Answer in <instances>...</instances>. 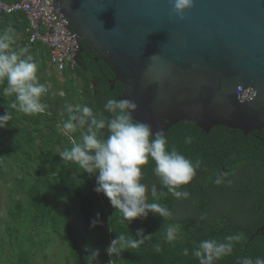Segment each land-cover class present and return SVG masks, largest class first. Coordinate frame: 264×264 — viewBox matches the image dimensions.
Here are the masks:
<instances>
[{
    "label": "trees",
    "instance_id": "obj_1",
    "mask_svg": "<svg viewBox=\"0 0 264 264\" xmlns=\"http://www.w3.org/2000/svg\"><path fill=\"white\" fill-rule=\"evenodd\" d=\"M9 25L16 30L13 49H28L26 54H30L37 64L40 83L46 86L50 82L51 89L64 92V99H60L50 95L51 90L46 86L47 92L41 97L45 111L26 115L12 107L14 95H3L5 85L0 84V115L7 111L11 115L7 127L0 128V179L7 172L11 173L12 189L24 197L16 202L11 201L10 211L23 210L30 215L31 210L41 212L33 225L46 228L51 224L54 233L67 246L75 264H198L191 252L200 240H223L225 236L237 232H243L244 240L235 245L231 256L216 264H238V260L244 256L264 258L260 248L255 245L245 247L249 234L254 232L252 228L264 217V205L259 206L256 200L262 201L261 183L253 181L251 173L246 172V177L243 174L250 160L264 161V129L244 135L236 130L214 126L205 134L191 123L180 122L167 130L170 147H176L193 162L201 161L197 175L188 185L182 186L191 193L190 200L175 199L166 190H163L165 194L159 201H153L149 196V202L168 206L175 222L181 225L178 240L168 244L163 240L164 229L172 221L165 222L158 214L150 212L147 218L124 222L122 214L111 206L109 200L102 193L94 191L95 176L85 172L77 163L62 160L59 156L66 148L72 147L68 134L61 136L56 130L58 124L68 118L66 105H87L94 114L108 116L103 106L108 98L120 99V84L110 90L111 72L103 62L94 61L96 54L86 50L89 47L83 42L80 44L85 50L79 53L80 58H77L73 68L63 72L64 82L42 76L41 73L48 66V51L40 43L29 42L30 32L23 14L0 15V30ZM84 131L77 129L69 135L80 143ZM189 139L190 142H187ZM212 146L216 149L213 150ZM222 159H231L232 162L223 165ZM153 167L151 161L143 166L142 182L149 186L156 184L160 190L158 179L152 172ZM221 172L232 181L231 186L214 184L216 175ZM50 213H53L52 216H49ZM97 213L102 224L91 227L90 222ZM141 228L146 235H152V241L128 248L120 255L109 256L106 253L105 250L117 235L134 236ZM155 243L161 244L159 253L153 249ZM86 246L88 249H98L99 255L92 259ZM184 248L189 249L188 256L182 254ZM14 259L10 264H29L26 257L21 255Z\"/></svg>",
    "mask_w": 264,
    "mask_h": 264
},
{
    "label": "water",
    "instance_id": "obj_2",
    "mask_svg": "<svg viewBox=\"0 0 264 264\" xmlns=\"http://www.w3.org/2000/svg\"><path fill=\"white\" fill-rule=\"evenodd\" d=\"M53 1L73 62L87 44L154 132L264 129V0H194L183 19L175 0Z\"/></svg>",
    "mask_w": 264,
    "mask_h": 264
},
{
    "label": "clouds",
    "instance_id": "obj_3",
    "mask_svg": "<svg viewBox=\"0 0 264 264\" xmlns=\"http://www.w3.org/2000/svg\"><path fill=\"white\" fill-rule=\"evenodd\" d=\"M194 0H175L173 12L183 19L186 9L193 7ZM16 43V30L7 26L0 30V84L3 95H14L12 107L26 115H35L45 111L41 97L47 92L45 84L37 77V64L26 47L13 49ZM138 105L128 99L108 98L98 116L93 109L82 104H67L68 118L63 122L65 134L74 133L77 129H85L82 142L75 143L65 149L59 156L62 160L77 163L85 172L95 176L94 191L102 193L111 206L122 214L124 222L136 218H147L149 213L158 214L167 223L164 229V242L172 244L181 234V225L175 222L168 206L159 202L165 194L170 193L178 200H190L191 193L183 189L197 175L201 161L186 157L169 141L163 130L153 131L151 125L134 119L133 113ZM11 119L10 113L0 115V128L7 127ZM190 142V139L187 141ZM154 164L153 175L158 179L160 190L156 184L149 186L143 181V166ZM232 181L224 173H218L214 179L217 186H231ZM204 219V216H201ZM102 224L99 213L90 222L91 227ZM244 240L243 232L227 235L223 240L215 238L202 239L192 249L191 255L198 264H216L227 256H231L236 244ZM152 241L151 234L144 229H137L136 234H119L105 250L109 256L120 255L128 248H136ZM155 252L162 248L160 243L153 244ZM91 258L99 255V250L88 249ZM184 256L189 249L182 250ZM238 264H264L261 257H242Z\"/></svg>",
    "mask_w": 264,
    "mask_h": 264
},
{
    "label": "rangeland",
    "instance_id": "obj_4",
    "mask_svg": "<svg viewBox=\"0 0 264 264\" xmlns=\"http://www.w3.org/2000/svg\"><path fill=\"white\" fill-rule=\"evenodd\" d=\"M41 75L51 76L60 83L64 82L63 77L52 74L48 66ZM46 86L51 90L50 95L64 99L62 90L51 89L50 82H47ZM62 125L63 123H59L56 130L58 134L65 136L67 134H65ZM68 136L71 145L75 144L76 140L69 134ZM56 151L59 152V148ZM7 173L3 179H0V264H10V261H15L14 258L20 255L26 257L29 264H75L67 246L62 242V238L54 233L51 224L46 228L33 225V222L38 220L41 212L36 213L31 210L30 215L23 210L16 212L12 209L10 211L11 201L16 202L24 197L12 189V182L9 179L11 173ZM52 214L50 213L49 216H52ZM22 260L25 261L23 258Z\"/></svg>",
    "mask_w": 264,
    "mask_h": 264
},
{
    "label": "built area",
    "instance_id": "obj_5",
    "mask_svg": "<svg viewBox=\"0 0 264 264\" xmlns=\"http://www.w3.org/2000/svg\"><path fill=\"white\" fill-rule=\"evenodd\" d=\"M53 0H0V15L21 13L24 15L29 42L42 44L48 51V67L52 74L61 75L74 66L76 51L74 39L67 38L66 27L55 10H47Z\"/></svg>",
    "mask_w": 264,
    "mask_h": 264
},
{
    "label": "flooded vegetation",
    "instance_id": "obj_6",
    "mask_svg": "<svg viewBox=\"0 0 264 264\" xmlns=\"http://www.w3.org/2000/svg\"><path fill=\"white\" fill-rule=\"evenodd\" d=\"M82 50H85V49L82 47ZM86 50H92V49L91 48H87ZM77 58L78 59L80 58L79 55L77 56ZM94 61L98 62L97 55L94 57ZM111 79H113V77ZM117 84H119V83H117V82L114 83V85H117ZM114 85L113 86L110 85V90H113ZM121 88H122V86H121ZM121 93H122V91L120 92V96H121ZM209 131H208V133H209ZM208 133H205V134H208ZM212 148H213V150L216 149L214 146H212ZM222 160H224V161L221 162L223 165L225 163L228 164L229 162H232L231 159H222ZM220 161L218 162V165L220 164ZM246 172L247 173H251V177L253 178V181L261 183L262 186L260 187V189H261L262 201L260 203L259 200L256 199V197H255V199L258 201L259 206L260 205H264V161L258 160L257 162H254V161L250 160L248 168L243 172L244 176L246 175ZM250 190L252 192H254L256 195H258L255 192V190H252V189H250ZM224 209H225V207L223 206L222 210H224ZM252 230H254V232H252L250 234L248 233L249 234V238H248V241L245 243V247L255 245L257 248H260L259 250H261V253L264 256V217H261V222L259 224L256 223V226L253 227ZM245 254H247V253H245ZM244 257H246V256H244Z\"/></svg>",
    "mask_w": 264,
    "mask_h": 264
}]
</instances>
